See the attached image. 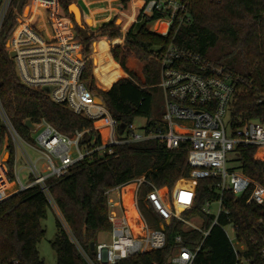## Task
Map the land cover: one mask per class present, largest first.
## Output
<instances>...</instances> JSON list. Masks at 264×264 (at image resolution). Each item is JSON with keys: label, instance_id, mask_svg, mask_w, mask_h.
Returning a JSON list of instances; mask_svg holds the SVG:
<instances>
[{"label": "trees", "instance_id": "obj_1", "mask_svg": "<svg viewBox=\"0 0 264 264\" xmlns=\"http://www.w3.org/2000/svg\"><path fill=\"white\" fill-rule=\"evenodd\" d=\"M151 5L154 0H145ZM185 4L190 14L181 23V13L173 18L170 31L161 35L147 27L149 16L145 8L139 13L143 2L132 0L128 7L120 9L117 25L115 16L98 29L85 32L69 13V0H60L66 17L75 26L81 40L85 56L92 52L94 41L115 40L125 34V42L111 48L112 59L127 73L124 74L111 60L110 44L101 41L96 45V69L88 59L82 76L83 82L97 96L105 101L112 117L122 125L133 123L138 117L147 118L143 128L145 134L166 132L163 115H153V102L161 75V55L168 45L200 53L212 63L224 66L235 78L236 93L231 105L230 118L241 127L246 121L259 120L264 123V0H177ZM120 5L121 0H113ZM23 0H14L8 20L15 24V15L21 10ZM152 6L151 19L169 17ZM48 7L58 11L57 0ZM93 21L100 15H92ZM61 20V19H60ZM59 20V36L66 40L72 36ZM106 21V22H108ZM145 21V23H144ZM9 23L6 22L5 27ZM47 30V22L42 18L37 22ZM122 26V28L120 27ZM72 29V28H71ZM67 31V32H66ZM0 39V101L14 127L27 140L32 141L31 130L26 122L37 124L46 120L59 131L73 135L86 131L80 144L87 148L93 141L96 146L108 141V128H95L92 119L71 111L66 105L55 103L47 92L30 87L22 82L14 60L9 56L5 44ZM116 40L115 43H119ZM103 90L96 83V76ZM121 78V79H120ZM99 122L103 119L98 120ZM5 127L0 120V148L5 137ZM187 142L178 148H170L159 138L119 144L112 147V153L95 152L78 161L68 175L48 179L49 195L39 186L13 194L0 203V262L20 264H46L38 250V245L46 236L42 220L47 217L52 201L65 219L76 241L87 252L92 253L90 244L95 242L100 232L111 230L108 220L106 191L117 186L122 193L135 190L134 180L145 177L160 192L166 204L172 209L173 197L180 217H172L169 223L163 221L148 204L146 194L153 189L144 185V196L140 200L141 210L149 221L164 222L167 241L163 248L132 255L117 264H173L172 256L184 245L198 253L193 264H264L261 248L264 246V205L247 203L251 189L241 195L232 190H220V178H204L192 181V168L188 164ZM230 170H240L246 176L264 185V147L239 145L228 156ZM52 199V200H51ZM221 202L219 214L207 212V203ZM200 219V230L186 227L185 221ZM217 219V224L214 220ZM232 225L237 238L245 247L239 255L225 231ZM57 234L51 245L57 254V264H85L76 245L71 241L65 227L57 217ZM209 231L205 236L204 232ZM181 236L182 242L176 237Z\"/></svg>", "mask_w": 264, "mask_h": 264}, {"label": "built area", "instance_id": "obj_2", "mask_svg": "<svg viewBox=\"0 0 264 264\" xmlns=\"http://www.w3.org/2000/svg\"><path fill=\"white\" fill-rule=\"evenodd\" d=\"M14 0H0V39L6 38L9 56L14 60L22 82L30 87L40 88L58 104L66 105L74 113L98 121L99 128H108V141L96 146L92 141L82 148L80 141L86 131L67 135L46 120L29 127L32 141L27 140L12 124L0 101V120L5 127V137L0 148V203L13 194L39 186L49 195L48 179L68 175L71 168L87 156L112 147L148 138H159L170 148H178L187 142L188 164L192 168L191 180L220 178V190H232L236 195L251 189L247 203L264 205V185L246 176L240 170H230L228 156L239 145L264 147V123L259 120L246 121L241 127L231 121L230 111L236 93L235 78L224 66L216 65L200 53L170 44L161 55V75L158 86L165 98L163 120L166 132L145 134L138 131L134 122L119 129L102 97L95 95L83 82L82 76L87 58L83 55L82 44L75 37L63 40L52 27L41 29L37 22L26 15H15V24L8 20ZM130 0H121L120 3ZM144 8L148 5L145 0ZM155 9L169 12L171 24L176 14L181 13V23L190 14L185 4L177 0H154ZM143 8V9H144ZM55 19V17H54ZM6 22L9 24L5 27ZM72 27L73 24H72ZM15 53V55H12ZM46 88H49L47 91ZM100 98V102L97 100ZM228 127L232 137L227 135ZM35 156L30 155L26 147ZM23 166L19 167V162ZM44 161L43 168L40 162ZM27 170V182L20 173ZM135 190L122 193L117 186L106 191L108 220L111 224L110 240L95 243L92 253L87 252L76 241V247L85 264H117L132 255L158 250L165 246L167 234L164 228H153L139 206V191L144 185L153 189L146 194L148 204L159 217L169 223L172 217H180L178 205L173 197L172 209L159 190L145 177L134 180ZM130 201V203H129ZM220 212L221 202H217ZM129 204L134 209L132 214ZM212 204L205 210L211 212ZM186 227L200 230V226L185 221ZM162 225L164 222H160ZM217 219L214 224H217ZM235 229V228H234ZM209 231H205L207 236ZM237 235V233H236ZM182 242L181 236L176 237ZM239 255L245 245L238 238L240 249L232 241ZM198 250L180 246L171 258L173 264H193ZM264 262V246L261 248ZM239 262L247 264L241 256ZM20 264L19 260L11 263Z\"/></svg>", "mask_w": 264, "mask_h": 264}, {"label": "rangeland", "instance_id": "obj_3", "mask_svg": "<svg viewBox=\"0 0 264 264\" xmlns=\"http://www.w3.org/2000/svg\"><path fill=\"white\" fill-rule=\"evenodd\" d=\"M23 1H24V4L20 8L21 10L18 11L19 16L20 15L23 16V14H24V15H26V17L28 19L30 18L32 20H35L36 22H38L40 19L43 18L47 22V24H48V21L50 23L51 19H52L51 25L58 34H59L58 28H59V24H60L59 20L61 19L60 21L68 23V25L65 26L64 29L72 32L71 37H73V36L75 37V35L77 34L72 20L70 18L66 17V14H65L63 8L60 6V4H59L60 0H57V5H58L57 10L58 11H55L54 9L48 7V5L51 2H53V0H23ZM71 4H76L77 6H79L80 12H81L80 13V20L82 23L81 26H82V28H84L85 32L96 30L102 24L107 23L106 21L112 19L115 16V14L118 12V10L120 9V6H121V5L113 2V0H69V5H71ZM125 8L126 7L124 5L121 6V10H124ZM145 12L149 16L148 21H147V27L151 31L158 33V34H161V35H167L169 33L170 27H171V19L169 17L151 19L150 15L152 12V6L150 4L146 6ZM92 15L93 16L94 15H100V20L93 21L91 18H89ZM54 17H55V19H54ZM118 18H119V15H116L115 18L112 19V21H114L117 25H119L117 23ZM112 21H108V22H112ZM144 23H145V21H144ZM72 24L74 27H72ZM48 27H49V25H48ZM120 27L122 28L121 25H120ZM122 30H123V28H122ZM76 37H77V35H76ZM77 39L81 42V40L78 37H77ZM124 42H125V40H124ZM96 61L97 60L93 61L94 72H95V68H96L95 66L97 63ZM95 76H96V74H95ZM97 81L98 80H96V83H97ZM101 88H102V86H101ZM159 112L161 115L163 112H165V98H164V94H163L162 90L155 94L154 102H153V115L158 114ZM101 123H102V121L101 122L96 121L95 127H99ZM146 123H147V118H145V117H138L134 120V124H135L136 128L138 129V131H143V128L146 126ZM227 135L229 137L233 136L232 129L230 127H228ZM26 150L32 156L35 154L30 148H28V146L26 147ZM43 164H44V161L43 162L41 161L40 165L42 168H43ZM22 166H23V161H20L19 167H22ZM27 174L28 173H27L26 169H23V171L20 173L22 181L24 183L27 182V177H26ZM143 196H144V190L142 187L139 191V206H140V200L143 198ZM51 203H52V205L48 210L47 217L44 220H42V225L46 229V236L38 245V250H39L41 257L44 259L46 264H57V254L51 245V241L55 238L57 231H58V229H57V217H59L60 220L62 221L66 232L68 233L71 241L74 244H76V239L73 236V234L71 233L68 225L66 224L65 219L62 217V215L57 210V206L55 205V203L53 201ZM140 209H141V206H140ZM218 209H219L218 203H214L211 206V212H213L215 214H217ZM177 211L181 214L182 208L181 207L178 208ZM148 222H149V225L151 227L158 228V224L155 223L154 221L148 220ZM189 222H193L199 226L201 224V220L198 218L193 219L192 221H189ZM225 231L227 232L229 238L232 239V241L234 243H236V246L240 249V244L237 241V235H236V231H235L234 227L232 225H227V226H225ZM109 232L110 231L100 232L96 241L94 242V247H95V243H97V242L109 241L110 240Z\"/></svg>", "mask_w": 264, "mask_h": 264}, {"label": "crops", "instance_id": "obj_4", "mask_svg": "<svg viewBox=\"0 0 264 264\" xmlns=\"http://www.w3.org/2000/svg\"><path fill=\"white\" fill-rule=\"evenodd\" d=\"M132 0H130V1H128L127 2V7H128V5H129V3L131 2ZM137 1H140V2H143V5H142V7L139 9V11H138V13L144 8V4H145V2L143 1V0H137ZM123 3H121L120 5L121 6H123L122 5ZM126 7V8H127ZM125 8V9H126ZM137 18L138 17H136L135 18V21L129 26V28L127 29V30H124L123 29V36L121 37V38H118V39H115V40H107V39H103V40H99V41H94L93 42V45H92V52H91V54H89L88 56H85L84 54V56L87 58V60L88 59H92L93 61H95V60H97V58H96V51H97V49H96V45L99 43V42H101V41H107L109 44H110V48H109V50H108V54H109V56H110V58H111V60L121 69V71L123 72V76L121 77V78H126V77H128V75H127V73L121 68V66L118 64V63H116L113 59H112V56H111V53H110V50H111V48H113V47H115V46H118V45H123L124 44V40H125V34H126V32L130 29V27L137 21ZM107 23H109V22H107ZM99 28V27H98ZM97 28V29H98ZM116 40H120V42L119 43H115L116 42ZM83 52V51H82ZM96 67V66H95ZM96 69V68H95ZM96 74V73H95ZM120 78V79H121ZM96 80H98L97 79V76H96ZM97 84H98V87H100L101 88V86L99 85V83H98V81H97ZM112 87V85L111 86H109V87H102L101 89H103V90H109L110 88ZM58 210V209H57ZM59 211V210H58ZM162 226V223H160L159 224V227H161Z\"/></svg>", "mask_w": 264, "mask_h": 264}, {"label": "water", "instance_id": "obj_5", "mask_svg": "<svg viewBox=\"0 0 264 264\" xmlns=\"http://www.w3.org/2000/svg\"><path fill=\"white\" fill-rule=\"evenodd\" d=\"M75 6H76V7H75ZM68 8H69V13H70L71 15L74 16L76 23H77L78 25L81 26L82 23H81V20H80V14H79V13H81V12H80V8H79L76 4H71V5H69ZM76 9H77V10H76ZM12 55H15V53H12ZM46 90L48 91L49 88H46ZM97 100L100 102V98L97 99ZM26 124H27L28 127H32V126H33V123H32L30 120H28V121L26 122ZM121 127L124 128L125 125H122ZM162 228H164V224L162 225ZM90 249H91V251L94 250V242H92V243L90 244Z\"/></svg>", "mask_w": 264, "mask_h": 264}, {"label": "bare ground", "instance_id": "obj_6", "mask_svg": "<svg viewBox=\"0 0 264 264\" xmlns=\"http://www.w3.org/2000/svg\"><path fill=\"white\" fill-rule=\"evenodd\" d=\"M75 7H76V6H75ZM78 7H79V6H78ZM76 10H77V9H76ZM79 14H80V13H79ZM129 203H130V201H129ZM129 207L131 208V211H132L131 213H132V214H135V211H134V209L131 207L130 204H129Z\"/></svg>", "mask_w": 264, "mask_h": 264}]
</instances>
